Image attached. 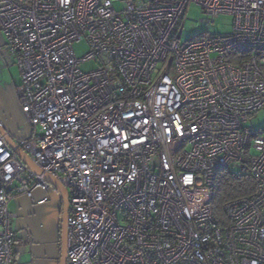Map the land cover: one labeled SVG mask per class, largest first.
<instances>
[{
    "label": "built area",
    "instance_id": "built-area-1",
    "mask_svg": "<svg viewBox=\"0 0 264 264\" xmlns=\"http://www.w3.org/2000/svg\"><path fill=\"white\" fill-rule=\"evenodd\" d=\"M115 1L0 0L30 134L12 138L1 108L0 129L40 170L0 134V264L14 262L11 197L48 200L45 174L67 193L64 264H264V128L244 127L264 106V0ZM191 3L233 31L181 43ZM245 148L253 190L219 222L210 189Z\"/></svg>",
    "mask_w": 264,
    "mask_h": 264
},
{
    "label": "rangeland",
    "instance_id": "rangeland-1",
    "mask_svg": "<svg viewBox=\"0 0 264 264\" xmlns=\"http://www.w3.org/2000/svg\"><path fill=\"white\" fill-rule=\"evenodd\" d=\"M114 7L120 9L122 2L115 1ZM207 17L200 7L194 3L188 5L180 33V42L183 43L201 36L213 34H226L233 31V18L227 14H221L213 20V23L205 22ZM4 38L0 32V108L7 118L19 120L23 124L16 128L6 121V129L13 138H26L30 129L25 123L21 111L20 102L16 93V85L19 82V71L11 58L2 52ZM72 49L76 57H82L88 51V45L84 40L74 42ZM96 64L85 61L80 64L83 71L94 69ZM244 127L251 131L264 128V106L255 113L249 115L244 122ZM254 154L253 149L245 148L241 160H231L227 168L233 172H242L248 166L250 156ZM43 190L35 189V199L43 197ZM9 211L19 213V217L11 219V227L14 232V240L17 253L13 264H58L61 214V194L54 188L48 200L43 202H30L24 193H18L9 201ZM29 219L27 226L24 218Z\"/></svg>",
    "mask_w": 264,
    "mask_h": 264
},
{
    "label": "trees",
    "instance_id": "trees-1",
    "mask_svg": "<svg viewBox=\"0 0 264 264\" xmlns=\"http://www.w3.org/2000/svg\"><path fill=\"white\" fill-rule=\"evenodd\" d=\"M254 181L248 166L244 171L233 172L227 167L221 168L210 189V200L213 215L221 222L223 218V204L235 197L248 195L252 192ZM15 254V249H14Z\"/></svg>",
    "mask_w": 264,
    "mask_h": 264
},
{
    "label": "water",
    "instance_id": "water-1",
    "mask_svg": "<svg viewBox=\"0 0 264 264\" xmlns=\"http://www.w3.org/2000/svg\"><path fill=\"white\" fill-rule=\"evenodd\" d=\"M0 134L4 136L6 141L17 151L19 156L37 173H40V170L32 164L29 159L26 157V155L21 152L20 150H17L16 145L14 144L13 140L6 134L4 130L0 129ZM44 178L61 194L62 198V217H61V227H60V256H59V262L58 264H64L65 262V234H66V219H67V193L65 189L62 187V185L54 179L52 176L45 174Z\"/></svg>",
    "mask_w": 264,
    "mask_h": 264
},
{
    "label": "crops",
    "instance_id": "crops-1",
    "mask_svg": "<svg viewBox=\"0 0 264 264\" xmlns=\"http://www.w3.org/2000/svg\"><path fill=\"white\" fill-rule=\"evenodd\" d=\"M19 83V82H18ZM17 83V84H18ZM17 86V85H16ZM8 122H9V125H11V126H13V127H16L15 126V123H16V121L15 120H12V119H10V118H8ZM7 127V126H6ZM17 128V127H16ZM10 134V133H9ZM11 135V134H10ZM12 137V136H11ZM13 138V137H12ZM14 139H17V138H14ZM30 200V199H29ZM31 202V201H30ZM37 203V202H36ZM33 204V203H32ZM59 212H60V214H61V217H62V209H60L59 210ZM12 213V212H11ZM14 216H13V218L14 217H19L20 216V214L19 213H12ZM24 221H25V223H26V225L27 226H29L30 225V222H29V219L27 218V217H25L24 218ZM12 231H13V229H12ZM13 234H14V232H13ZM58 245H59V256H60V239L58 240ZM15 249V248H14ZM17 253V251H16V249H15V254ZM15 254H14V256H15ZM59 262V261H58Z\"/></svg>",
    "mask_w": 264,
    "mask_h": 264
}]
</instances>
